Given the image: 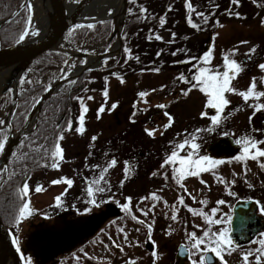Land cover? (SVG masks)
Here are the masks:
<instances>
[{
  "label": "rangeland",
  "instance_id": "rangeland-1",
  "mask_svg": "<svg viewBox=\"0 0 264 264\" xmlns=\"http://www.w3.org/2000/svg\"><path fill=\"white\" fill-rule=\"evenodd\" d=\"M33 1L37 0H32V2ZM181 1L182 3H185V0ZM198 1L200 2L201 0ZM198 1H195V3L197 2L196 10L205 13L209 19L207 23H204L199 17H197L198 23L202 22L203 26H201L200 30L193 29L191 39L201 40L202 46L198 48L193 46L191 50L186 51L185 56L199 58L211 50L213 52L212 67L215 68L216 66L222 65L223 55L226 52H229L233 49H238L234 59L240 62L239 57L241 51L244 48L247 49V47H249V43L252 44L253 41L260 40L259 35L264 32L263 24L259 22H251L252 19L249 20L247 18L245 20H249L248 22L250 23L245 21L242 22L243 16H246L247 12H253L256 10L264 11V1L258 0L259 2L257 3L253 2L251 8L243 7L244 0H240L238 7L231 3L230 6L233 15L226 17L222 12V14L218 16L219 25H223V27L217 25L216 21L213 22L210 19V14L214 13V11L211 12L209 10H205L203 8L205 4L202 6V8H199ZM39 4L41 6V2ZM110 9L114 11L116 6H113ZM237 12L240 14V18L235 16V13ZM180 20L184 22L185 18L180 17ZM159 33L162 37L169 38L173 32L171 30H165L161 32L157 31L155 34ZM38 34L40 35V32ZM91 39L92 36H88L84 43L75 46L69 45L66 39L62 41L60 44V49L63 48V50L69 51L72 54V58L65 66V72L75 71L83 65L81 61H83L85 58L88 59L90 56H96L95 54L101 53L105 50L108 51L109 48L115 46L113 45V42V44L106 49L104 48L105 41ZM241 41H248V44H241ZM110 57L111 56L107 57L109 58L107 64L110 62ZM180 58L178 59L179 61L187 60H180ZM103 61L104 59L102 62L97 64V67H102L105 65ZM247 66L248 65L245 66V70L241 72L233 81V87L236 88L237 91L242 90L241 86L248 87L252 81L253 76L251 74H254V70H248ZM177 67H179V69H167L166 71L159 72L138 73L126 78L123 84H121L120 80L117 78L111 79L112 81L107 87L109 98L107 101L106 110L101 115L100 119H97V110L105 103L104 97L102 95L104 90L91 92L83 97L84 102L89 109V111L85 114V132L83 135L75 133V131H67L65 133L64 139L61 141V144L64 142L68 145V148H66L65 151L64 160L60 162V167L58 170L47 167L48 169L45 171L50 173L49 176L51 177L54 175V173H76L75 170L81 169V167L78 168V165L80 159H82V154L86 152V156H88L95 149V151L97 150V154H95L94 151L84 164V166L89 168L92 173H97L98 175L100 168L105 167L112 158L117 160V165L110 169L106 174V180L110 185V190H106L103 193H98V199L100 198L101 201L110 199L122 207V205L126 202L125 198L131 197V208H133L135 211H139V209L143 206V203L145 204V201L143 203L140 202L141 198L145 197V193L154 189H159L158 191L161 196L164 195L168 198L162 196V200L158 204L160 207H162L164 205L163 201H167L168 203V199L171 198L170 196H173V194L163 187V185L166 183H161V179H163L161 177V173L166 171V169H161L160 166L165 157L172 151L171 146L176 141L175 131L177 132L181 124L188 121L187 119L198 122L200 125L199 129L202 132V135L199 137V139L202 142L203 147H206L211 141L215 140L219 136H222L223 133L232 132V134H234L233 132L237 131V124H233L229 127L223 124V118L228 116L229 121L236 122L240 107L239 95L232 93L226 94L230 103L221 114L222 122L218 126H215L212 133L209 134V131H206V129L213 128V126L209 124V119H207V116L215 115L216 110H210L206 108V97L196 89H192L188 95L182 94L181 90L187 89L189 85L179 81L177 77L181 73L190 77L191 73L189 72V69L191 68V65L179 63L176 68ZM3 69L4 68H0V70ZM221 71H223V68H221ZM62 73L60 76H62ZM3 75H5L6 78L8 77V74H3L0 71V77ZM59 77L56 75L54 80ZM5 85L6 81L4 80V82L0 85V119L5 121L3 126L7 124L9 106L11 105L13 98V91L11 90L12 88H10L8 91H5ZM65 85H67V83ZM153 89L156 91L153 92ZM142 91L150 93V95L147 97L148 104H140L138 107L147 108L148 111L143 113L137 112V114L133 117V105L138 99L137 94ZM88 96L94 97V99L88 100ZM113 103L118 104V107L115 110L109 112L107 109L110 108ZM157 104H166L167 108L158 109L155 107ZM165 111H167L173 119L171 127L167 128L166 130L164 125L168 124L169 121L168 118L163 114ZM202 113H207V115H201ZM79 114L80 106L79 104H76V119L78 118ZM130 117L135 120V123L130 121ZM201 118L205 119L199 121ZM145 128H157L158 130L155 137H149L144 131ZM33 130H31L28 134H30ZM182 130L184 132L190 131V129L187 127L183 128ZM42 131L43 129L39 128L36 132L38 135H40L42 134ZM55 133L53 132V137H56ZM7 135L9 137L8 133ZM93 136L97 137L95 141L92 140ZM54 140L55 138H49L50 142H53ZM186 153L187 150L183 151L181 155H186ZM94 160L96 161L94 162ZM126 161L129 162V165L133 169L132 174L128 179H125L124 175V166ZM49 162L50 161H48V163ZM236 162L237 161L223 163L211 173H233L237 175L236 179H238L237 172L240 171V169ZM83 163L84 162L82 159V164ZM97 165H99L100 168L94 167ZM250 167L253 168L254 171L255 165L253 162H250ZM4 172V168L0 169V180L2 179ZM154 172L157 173L155 176H153ZM122 181L123 184L121 183ZM220 188L221 186L218 185L210 189L216 192L220 190ZM235 190L237 191L232 192V187H229V191L234 194H239L242 192V190L239 188H235ZM53 192L54 190L51 189L30 195L31 205H36V203L38 205H44L48 203L52 200ZM216 196L217 195L212 194V197ZM262 196L264 198V195ZM162 208L165 209V207ZM35 212L36 211H33V213ZM159 212L160 216L162 217V214H164L165 211L159 210ZM129 218L130 216H128L122 208V214L111 221L109 228L112 227L110 234L113 235L112 238L114 240L121 242L125 239L124 233L119 231L120 228H123L126 234L131 232H142L141 228H139V225L135 223L133 224V230L131 229V224L133 222L129 221ZM164 218L170 219L171 216L166 214ZM170 220L173 221L172 219ZM136 229H140V231H136ZM159 231L163 232L161 229H159ZM105 235L106 233H103L100 235V237H104ZM105 239H107V237L104 239L99 237L97 238V244L101 246L97 247L98 252L103 251L102 246L105 243ZM174 239L175 238L171 237V240ZM108 244H113V242H108ZM256 247H258V244L253 242L251 244H246L242 248L244 253H246L250 250H254ZM236 257H238V253L235 251L233 259ZM262 264H264V260H262Z\"/></svg>",
  "mask_w": 264,
  "mask_h": 264
},
{
  "label": "flooded vegetation",
  "instance_id": "flooded-vegetation-1",
  "mask_svg": "<svg viewBox=\"0 0 264 264\" xmlns=\"http://www.w3.org/2000/svg\"><path fill=\"white\" fill-rule=\"evenodd\" d=\"M246 18L249 20L252 19L251 22L261 23L262 19H264V11L256 10L253 12H247V15L243 16L242 22L245 21L250 23L248 22L249 20H245ZM259 39L260 40L258 41H253L252 44L249 43V47H247V49L244 48L241 51L239 59L244 70L246 65H248V70H254V74L251 75L257 78V90H264V84H261V80L264 79V71H261L258 67L259 64L264 63V32L259 35ZM252 48H255L256 51L252 54V58L249 59L245 53H248ZM241 87V91H245L249 86ZM258 103L264 104V98H261L259 101L250 100L248 103H245L242 97H240V107L236 122L229 121L228 116L223 118V124L229 127L233 124H237V131L233 132L234 134H232V132H225L222 136L211 141L206 147H203L202 142L199 139L202 132H197V130H200L199 123L187 119L188 121L182 123L177 132L175 131V143H179L185 138L191 139L192 135H196V142L200 144V155H206L212 159L223 160L224 163H230L231 161L235 162V157L242 151V145H238L236 143L237 140L247 137L256 141H264V110H257L254 107V105ZM211 117L212 116H207V119H209V124L213 126L211 123ZM203 119L205 118L197 120L202 121ZM185 127L189 128L190 131L184 132L182 129ZM208 133L211 134L212 131ZM222 138H230L232 140L231 142L235 144L236 152L233 155L217 157L209 150V146L213 142ZM50 143L49 139H45L40 142H32L30 144L31 147H25L24 144H20L16 148L18 154L20 153L22 155L18 167L16 168V171L18 172L16 174L26 173L24 179L26 177L28 180L29 188L31 190L30 195L37 194V192H35V187L37 185L42 186L45 189L44 191L51 189L54 190L51 201L44 205H38L36 203V205L33 204V206L30 202L31 209L36 212L27 219L21 221L19 225H17L16 221L11 225L16 238L19 241V246L25 254V261L30 260L31 264H126L129 259H135L137 264H193V261H196V264H199L202 256L205 258L207 256L212 257L210 261H207L206 259V264H223V261L218 257H215L213 253L196 252L191 248L192 241L189 240L188 234L195 232L197 237H200L202 236L203 231L209 226L205 223L203 217L192 215L187 211L186 207L179 204V195H184L185 205L188 207L196 209L203 207V210L210 215L212 208H218L219 210L214 218L220 219L223 217L224 219H227L230 216L231 221L233 216V206L238 200L253 199L258 202L255 211H246L244 224L240 225L237 231L233 234H231V222L230 224L210 226L213 232L224 227L230 228V236L233 240V247L235 250L230 254H223L226 264H244L242 260L244 251L242 247L260 239L261 234H264V212L260 211V209L264 207V198L262 196L264 195V168L260 167V163L264 162V158H261L260 161H237L236 163L240 169V171L237 172L238 179H236L237 175L233 173L211 172L202 173L200 177H188L183 181L184 188L187 189V192L174 182L171 170L168 171L167 180L164 179L161 173V177L163 178L161 179V183H166L163 187L173 194V196L171 195V198L168 199L169 202L167 203V206L165 204L162 206L165 207V209L160 207L157 203L155 210L149 211L148 216L144 217L141 214L140 209H150L153 203L151 200H145V204L143 203V206L139 211H135L131 208L132 212L139 219L144 220L145 223H153L154 220L151 240L155 241V244L149 241L147 228L144 225L133 221L131 217L129 218V221L133 222L131 224V229L133 230V224L135 223L139 225L142 232L127 233V240L124 239L121 242L114 240L112 238L113 235L110 234L112 227L109 228L111 221L117 217L113 216L108 218L98 229L79 240L73 246L58 253L52 258H47L48 250L43 248L46 238L44 236L45 233H48V237H55L61 230L68 229L79 222L83 223L85 216L97 214V211L106 208L107 202L112 201L110 199L101 201L100 198L98 199L96 197L97 203L99 204L98 207L88 203V200L90 199L87 194L88 181L97 178V173H92L89 168L84 166V164L91 154H93L95 149L88 156H86V152L82 154L83 156L81 158L84 163L82 164V159H80L78 168L81 167V169L75 170L76 173H54V175L50 177V173L45 171L48 168L43 167L42 165L39 168H32L37 164L33 163L32 157L35 155L42 156L40 146L44 145L48 149H51L52 145ZM62 146L66 151L68 145L63 142ZM259 147L264 149V144H260ZM229 150L230 146L228 144L224 151L228 152ZM96 151L95 154H97ZM95 161L96 160H94V162ZM250 162H253L255 165L254 171L253 168L250 167ZM62 177L72 179L73 185L69 188L68 185L64 183H51ZM218 177L223 178L225 182L220 183L217 179ZM201 181H203V183ZM218 185L221 186L220 190L215 192L210 189ZM229 187H232V192L237 191L235 188L241 189L242 192L229 195ZM158 190L159 189H154L145 193V197L147 195L149 196L150 193H156L160 197L163 196L168 198L164 195L161 196ZM189 193L191 196L188 195ZM212 194L217 196L212 197ZM58 196H60L62 200V203L59 206L56 204V197ZM192 196H195L196 199L193 200L191 198ZM201 200L207 201V204L201 205ZM219 200H224L225 204L218 205L217 202ZM20 205H18V209ZM173 205L178 209V219L176 221H171V218H164L166 214L169 216L172 215ZM89 208H91V211H87ZM159 210L165 211L164 214H162V217L160 216ZM253 213L256 214L254 218L251 217ZM159 229L163 232L159 231ZM254 229L260 230L254 235L252 234ZM169 232L171 234H169ZM103 233H106V235L100 237ZM246 234H250L252 237L249 240H245L247 237ZM98 237L101 239L107 237V239L104 240L105 243L102 246L103 251L101 252L97 251V247H101L97 244ZM171 237L175 239L171 240ZM111 241L121 245L124 251L121 252L120 249L113 246V244H108V242ZM201 247L204 248L205 245H202ZM186 248L188 251H185ZM235 251L238 253V257L233 259ZM153 252H155V256H153ZM9 264H17V262L11 261ZM250 264H255L254 257L250 259Z\"/></svg>",
  "mask_w": 264,
  "mask_h": 264
},
{
  "label": "snow or ice",
  "instance_id": "snow-or-ice-1",
  "mask_svg": "<svg viewBox=\"0 0 264 264\" xmlns=\"http://www.w3.org/2000/svg\"><path fill=\"white\" fill-rule=\"evenodd\" d=\"M130 3L135 4L136 0H130ZM231 3L236 5L237 7L240 4V0H231ZM22 7L27 12L26 17L24 18V28L19 36L17 43H20L25 40V38L29 37L30 35H37L38 33L32 30L33 25V17L35 15L34 7L32 4V0H25V3L22 5ZM185 8H186V22L187 24L193 28V29H201V24L197 23L193 19V15L195 14L196 17H199L204 23L208 22L209 17L205 15V13L197 11L196 8L193 6L191 0H185ZM169 11H171V6L168 8ZM111 9L109 10V14H111ZM129 12H132V9L130 8L128 10ZM140 13L143 14V17L147 19V9L144 7H140L139 9ZM227 15L232 16L233 13L231 9L226 10ZM214 15V13H212ZM17 16L20 15V13H16ZM235 16L237 18H240V14L237 12L235 13ZM11 22V21H10ZM166 17H161L159 19V25L160 27H164L166 24ZM101 24L104 23V21H100ZM217 25H219V21H216ZM262 24H264V19L261 21ZM223 27V25H219ZM76 28H87L89 30H94L96 28V24L94 23H88V24H79L76 25ZM72 33H69L71 35ZM173 37V40L168 41V43H173L175 38V33L171 34ZM155 39L157 41H160L163 39L159 34H154L148 37V39ZM241 44H247L248 41H241ZM214 47V46H213ZM238 49L230 50L229 52H226L223 55V63L222 65L216 66L215 68L212 67V60H213V52L210 50L206 52L202 57H190L189 59L185 61H178V63H186L190 64L191 68L189 69V72L191 73V76H185L183 73H181L177 79L181 82H183L186 85H189L187 89H182L183 95H188V93L192 89H196L199 92H201L206 97V108L210 110H216V114L211 117V123L213 125V128L206 129V131H213L215 126H218L222 122L221 114L224 112V109L229 105L230 101L227 99L226 94L232 93L237 94L244 100L245 103H248L250 100H256L259 101L261 98H264V90H257V80L255 77L252 78V81L245 91H237L236 88L233 87V81L238 77V75L244 70L242 68L241 62H238L236 59H234ZM126 51V61L128 59L135 58L136 60H139V57H133L131 54L130 49H125ZM181 49H177L172 53V55H177ZM256 49L252 48L249 50L248 53H245V55L251 59L252 54L255 53ZM161 53L158 52L157 55H160ZM108 59H104L103 63L106 65L108 63ZM195 61V62H194ZM67 63V61H66ZM82 64L87 63V59L85 58L83 61H81ZM259 69L261 71H264V63L258 65ZM221 68H223V71H221ZM151 71L159 72V68H153L150 69ZM91 71V69H89ZM113 76L117 77L120 80V83L123 84L125 81L122 76H120L118 73H113ZM71 76L70 72H65L63 79L67 80L69 84H75L77 80L69 79ZM105 84L106 87L102 93L104 97L105 103L101 105V107L97 110V119L101 118V115L106 110L107 101L109 98V92L107 89V81L108 77H105ZM23 83V81H21ZM261 84H264V79L261 80ZM84 91H87V89H84ZM153 92L156 91L155 89L152 90ZM150 95L149 92L142 91L137 94L138 99L134 103L133 108V117L137 114V112L143 113L147 112V108H140L138 105L148 104L147 97ZM77 103L80 106V114L77 118V127L74 129V131L80 135H83L85 132V114L89 111L87 105L84 102V98L81 96L75 97ZM88 100L94 99V97L88 96ZM118 107V104L113 103L110 108L107 110L109 112L115 110ZM158 109H166V104H157L155 105ZM254 107L257 110H264V104H255ZM14 114V113H13ZM164 116L168 118L169 123L164 125L165 130L169 127H171L173 119L169 115L167 111H165ZM201 115H207V113H202ZM130 121L132 123H135V120L130 117ZM5 124V121L0 119V152L4 151L5 148V142L8 140L7 131L3 128V125ZM10 127V125H9ZM59 127V125L57 126ZM157 128L148 129L145 128L144 131L149 137H155ZM64 131L71 132L73 131L72 121L68 120L67 124L64 129L60 130L56 133L55 140L52 143L51 149H48L46 146L41 145L40 149L42 150V156L45 159V163L42 165L43 167H51L53 169H59L60 162L64 160V149L61 147L60 141L64 139ZM201 130H197L199 132ZM97 139L96 136L92 137V140L95 141ZM197 136L192 135L191 139H183L179 143L172 144V151L165 157L161 164V169H171L172 172V179L174 182L181 188L184 189L185 192H187V189L184 188L183 181L186 180L188 177H200L202 173H208L212 172L214 169H216L219 165L223 164V160H217L212 159L209 156L206 155H200V144L196 142ZM236 143L238 145H242V151L239 155L235 157L236 161L240 162H247L248 160L252 161H260L261 158H264V149L259 147L260 144H264V141H256L250 138H242L240 140H237ZM187 150L186 155H180L181 152ZM107 155V154H106ZM48 161H51V163H48ZM117 165V160L115 158H112L105 167L100 168L99 165L94 166L95 168H100V172L97 175V178L92 179L88 181V187H87V194L90 197L88 200V203L93 206H99L97 203V194L103 193L106 190H110V185L107 183L106 180V174L109 172L110 169L114 168ZM260 167L264 168V162L260 163ZM132 167L129 165V162H125L124 166V175L125 179H128L132 174ZM157 173H153V176H155ZM165 180L168 179V171H164L162 173ZM220 183H224L225 181L223 178H217ZM203 183V181H201ZM52 184H67L70 188L73 185V180L68 179L67 177H62L61 179H57L51 182ZM123 184V181L121 182ZM234 183V181H233ZM103 184V186H102ZM251 186V185H250ZM45 189L37 185L35 187V192L39 193L44 191ZM30 188L28 184L27 178H25L22 187L18 190V199L22 201L21 205L18 209V215L16 216V223L17 225L20 224L21 221L24 219H27L33 214V210L30 207ZM191 196V194H188ZM229 195H234L231 191H229ZM193 200H195V196L191 197ZM126 202L122 205L123 211L131 217L133 221H135L138 224L144 225L147 228L148 231V239L151 243L155 244V241L151 240V234L153 231V223H145L144 220L139 219L131 209V197L125 198ZM145 200H151L152 206L148 210L140 209L141 214L144 217H147L149 214V211H154L156 208L157 203H159L162 200V197L157 195L156 193H150L147 197L141 198V203H143ZM164 204L167 206V201H163ZM178 202L181 206H184L187 208V211L190 212L194 216H200L203 217L205 223L209 226L206 230L203 231L202 236L197 237L196 233H190L188 234L189 240L192 241L191 248L195 250L196 252H202V253H213L215 257H218L221 261H223V264H226V261H224V253L230 254L232 251L235 250L233 247V240L230 236V228L224 227L219 229L218 231L213 232L211 227L212 225H220V224H230L231 217L229 216L227 219H224L223 217L220 219H215V214L218 212V208H212L211 209V215L203 210V207L196 209L191 208L185 205V197L184 195L178 196ZM62 200L61 197H56V204L57 206L61 205ZM218 205L225 204L224 200H219ZM201 205H206L207 201L201 200ZM173 207V213L171 215V219L173 221H176L178 219V209H176L175 205ZM87 211H91V208L87 209ZM261 212H264V207L260 209ZM199 227V226H197ZM119 231L121 233H124L125 240H127V234L125 233V230L123 228H120ZM136 231H140V229H136ZM169 234H171L169 232ZM254 243L258 244V247H256L254 250H250L246 253H244L242 260L244 264H250V258L254 257L255 264H262V260H264V234H261V238L257 241H253ZM14 243L17 244V251H19V241L15 240ZM205 245L204 248L201 246ZM113 246L120 249L121 252L124 251L123 247L119 244H116L113 242ZM185 251H188L186 248ZM155 252H153V256H155ZM207 261H210L212 259L211 256H207L206 258L204 256L201 257L199 264H206ZM25 264H31L30 260H26ZM126 264H137L135 259H129ZM193 264H196V261H193Z\"/></svg>",
  "mask_w": 264,
  "mask_h": 264
},
{
  "label": "trees",
  "instance_id": "trees-1",
  "mask_svg": "<svg viewBox=\"0 0 264 264\" xmlns=\"http://www.w3.org/2000/svg\"><path fill=\"white\" fill-rule=\"evenodd\" d=\"M195 1L191 0L196 8L197 2L195 3ZM253 2L257 3L259 1L244 0L243 7L251 8ZM24 3L25 0H0V46L4 47L16 43L21 35L24 28V18L27 15V12L22 7ZM204 4L205 6H203ZM230 4L231 0H201L198 7L202 8L203 6L205 10L214 11L216 15L210 14V19L215 22L219 20L218 16L222 12L226 17H230L226 12V10L231 9ZM141 6L147 9V19L139 11ZM169 6H171V11L168 10ZM130 8L132 12L128 11ZM128 10L123 27L121 52L114 57H110L109 64L93 68L91 71L89 69L83 71L74 79L77 80L75 84L68 83L47 98L41 107L39 121L35 129L25 136L21 144H24L25 147H31L30 144L32 142L55 138L53 137V132L57 133L64 129L68 120L72 121L74 131L77 127L75 110L76 104H78L75 97H85L91 92L103 91L106 87L105 77H108V87L112 81L111 79L117 78L112 75L113 73H118L125 80L129 76L138 73L155 72L150 70L153 68H159L160 71L179 69V67L176 68L179 65L178 59L180 57V60L189 59L191 56H185L186 51L191 50L193 46L196 48L202 46L201 40L191 39L193 28L186 22L185 3H182L181 0H136L135 4L130 3L129 0ZM15 12H19L20 15L17 16ZM161 17H166L167 22L164 27L159 25ZM180 17L185 18V21L180 20ZM193 19L198 23L195 15H193ZM102 21H104L103 24L100 21L94 23L96 24L94 30L76 28V25H79L76 24L68 29L65 39L69 45L75 46L84 43L88 36H92L91 40L105 41L104 48L107 49L116 39V37L110 39L115 23L113 19ZM200 24L203 26L202 22ZM165 30H171L176 34L173 43H168V41L173 40L172 35L169 38L163 37L160 41L154 38L148 39L149 36L154 35L157 31ZM69 33L72 34L69 35ZM125 49H130L132 56L139 57V60L133 58L125 62ZM177 49L182 51L175 56L172 55ZM158 52L161 54L157 55ZM71 58V53L59 48L46 50L34 58L21 79L23 83L20 82L19 100L12 118L14 131L19 130L23 126L35 102L48 89L55 76L59 77L61 75ZM84 89H87V91H84ZM58 125L59 127H57ZM39 128L43 129L40 135L36 132ZM5 130L7 131V129ZM66 132L64 131V135ZM52 143L50 144L52 145ZM21 158L22 155L18 154L17 151L12 154L7 163L9 178L0 188V216L9 225L15 223V218L18 215V205L22 203L18 199V190L23 185L26 173L16 174L18 173L16 168ZM32 159L33 163H37L32 168H39L45 163L41 155H35ZM169 170L171 169H166V171Z\"/></svg>",
  "mask_w": 264,
  "mask_h": 264
},
{
  "label": "water",
  "instance_id": "water-1",
  "mask_svg": "<svg viewBox=\"0 0 264 264\" xmlns=\"http://www.w3.org/2000/svg\"><path fill=\"white\" fill-rule=\"evenodd\" d=\"M53 5V13L50 15L49 23L41 35L40 38L31 41H22L20 43H14L8 46H0V66L11 68L9 77L6 80L5 90L13 87L14 96L12 103L9 107L8 123L9 138L5 145L4 151L0 153V166L6 163L11 156L14 148L20 142V140L28 133V126L31 121V115L37 113V120L39 119L40 109L45 100L55 93L61 85L68 82L62 77L55 80L49 88L41 95L37 102L33 105L29 112L24 125L16 132L13 131L11 119L15 112L19 93H20V77L30 66L34 58L46 50L55 48L61 43L65 37L66 32L75 24L81 23H95L99 20L113 18L115 22V28L110 36V39L116 36L115 46L108 51L97 53V58H103L105 56L112 55L114 53H120L123 44V27L127 17V10L129 0H122V4L118 13L114 11L104 18L96 20L82 21L81 14L83 10L93 1L96 0H77L75 3H71L68 0H50ZM72 4H74L72 6ZM21 8V7H20ZM19 10V9H18ZM17 10V11H18ZM16 11V12H17ZM15 12V13H16ZM14 13V14H15ZM120 14V21H119ZM96 67L93 61L87 59V63L74 72H70L69 79H75L84 70ZM16 136V137H12ZM230 138H222L213 142L209 146V150L217 157L219 156H231L236 152V146L231 142ZM230 146V150L225 152L226 146ZM25 180V179H24ZM258 202L253 199L238 200L233 206V216L231 221L232 231L231 234L237 231L240 225L244 224L246 211H255L257 209ZM122 212V208L119 204L109 201L106 204V208L97 211V214H90L85 216L83 223L78 224L61 230L55 237H48V233H45V241L43 248L47 249V258H52L58 253L66 250L67 248L76 244L79 240L88 236L96 229L99 228L108 218L118 216ZM256 214H252L254 218ZM258 229H254L252 234H257ZM246 239L249 240L252 235L246 234ZM17 240L13 228L3 222L0 217V264H9L11 261H16L17 264H25V255L23 250L19 246L17 251V244L14 241Z\"/></svg>",
  "mask_w": 264,
  "mask_h": 264
},
{
  "label": "bare ground",
  "instance_id": "bare-ground-1",
  "mask_svg": "<svg viewBox=\"0 0 264 264\" xmlns=\"http://www.w3.org/2000/svg\"><path fill=\"white\" fill-rule=\"evenodd\" d=\"M40 1L41 2V6H40ZM37 1H33V7H34V12L35 15L33 17V25H32V30L39 33L40 35H30L29 37L25 38L24 41H31V40H35L41 37V35L44 33L48 23H49V19H50V15L53 13V5L51 3L50 0H37ZM122 4V0H96L91 2L82 12L81 14V20L82 21H91V20H96L102 17H108L109 14V10L111 7H115L116 9L114 11V13H118V11L120 10ZM74 4H72L73 6ZM42 7V8H41ZM119 21H120V14H119ZM103 58H97V56H90V61H93L94 64H99L100 62H102ZM11 72V68H9L8 70H6V74ZM4 74V73H3ZM4 80H6L5 75H3L2 77H0V85L4 82ZM1 87V86H0ZM37 120V113H33V115H31V121L30 124L28 126V131H31L36 123ZM13 138L16 136H12Z\"/></svg>",
  "mask_w": 264,
  "mask_h": 264
}]
</instances>
